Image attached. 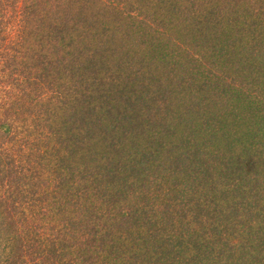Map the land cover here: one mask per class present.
Instances as JSON below:
<instances>
[{
    "label": "trees",
    "instance_id": "trees-1",
    "mask_svg": "<svg viewBox=\"0 0 264 264\" xmlns=\"http://www.w3.org/2000/svg\"><path fill=\"white\" fill-rule=\"evenodd\" d=\"M0 264H264V0H0Z\"/></svg>",
    "mask_w": 264,
    "mask_h": 264
}]
</instances>
